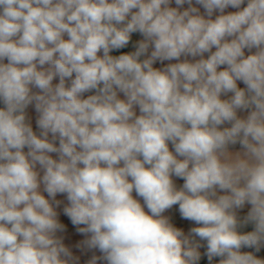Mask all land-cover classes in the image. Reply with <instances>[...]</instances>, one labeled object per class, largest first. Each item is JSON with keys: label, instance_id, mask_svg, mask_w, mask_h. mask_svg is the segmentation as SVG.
Wrapping results in <instances>:
<instances>
[{"label": "clouds", "instance_id": "1", "mask_svg": "<svg viewBox=\"0 0 264 264\" xmlns=\"http://www.w3.org/2000/svg\"><path fill=\"white\" fill-rule=\"evenodd\" d=\"M0 104V264H79L58 195L87 264H264V0H0Z\"/></svg>", "mask_w": 264, "mask_h": 264}, {"label": "crops", "instance_id": "2", "mask_svg": "<svg viewBox=\"0 0 264 264\" xmlns=\"http://www.w3.org/2000/svg\"><path fill=\"white\" fill-rule=\"evenodd\" d=\"M184 7L186 8V7H188V5H184ZM197 7H199V6H197ZM226 11H235V9L230 8V9H227ZM201 12L203 13L202 8H201ZM65 38H67V37H65ZM140 39H142V37L138 33L133 34L132 41L130 42V44L125 49H122L119 51H113L111 54L112 55H119L121 52L134 51V45ZM214 50L215 49H213V51ZM253 51H255V50H253ZM246 54H248L247 51H246ZM207 56H208V53H205L204 58H207ZM189 59H191V58H189ZM196 59H199V57H197ZM4 62L6 63V60ZM175 62H177V61H175V60L165 61L164 64H160L159 62H157L154 65V67H158V68L164 67L168 63H175ZM53 83L54 84L58 83V79L54 80ZM241 86H243V85H241ZM33 91H38V90L33 89ZM121 98H123V97H121ZM222 98H227V97H222ZM0 107H3V105L0 104ZM137 114H139L138 109H137ZM38 115L39 114L36 112L34 105H30L26 109V119L32 125L33 130L36 131L37 133L39 132V129L36 126V120L38 119ZM169 149H170V151L173 150L171 143H169ZM234 150H239V145H236ZM25 151H27V149H25ZM53 155L55 158V154H53ZM121 166H122V164H121ZM42 174L43 173H41V175ZM173 182L176 185L177 189L181 188L183 186V183H184V181L182 179L176 178V177H173ZM42 187L43 186H41V190H42ZM45 195H46V193H45ZM133 197L135 199H137L143 206V199L136 196L135 191H133ZM57 199L62 201L60 207L57 209V212H58V219L64 225V231L57 233V235L62 238L65 246L68 247L72 251L73 255L79 258V264H87V261L90 260L93 255L99 256L101 254L98 251H89L87 249L81 250V249L77 248V245L82 244V241L84 239H86V237L81 235L77 231V227L73 226L71 224L70 219L63 214V208L68 204L66 196L65 195H58ZM248 207H250V206H248ZM145 211H147V209H145ZM244 212H247V207L245 208ZM163 215L169 219V222L172 223L173 226L179 227L186 234L190 231V229L192 227L197 226L193 221L186 220V219H183L181 217V214L179 211V205H174L171 209L167 210ZM241 215H243V214H241ZM79 227H83V225H81ZM251 227L252 226L249 225L244 230L245 231L251 230ZM204 251H205V249L202 248L201 249L202 254ZM101 264H102V262H101ZM201 264H207V258L206 257L202 256ZM213 264H217V261L214 260Z\"/></svg>", "mask_w": 264, "mask_h": 264}, {"label": "trees", "instance_id": "3", "mask_svg": "<svg viewBox=\"0 0 264 264\" xmlns=\"http://www.w3.org/2000/svg\"><path fill=\"white\" fill-rule=\"evenodd\" d=\"M171 6L175 7V4L173 3V5H171ZM6 63H7V60H6ZM91 94H93V93H85V98ZM242 214H246V212H243ZM242 251H251V250L250 249H242ZM257 255H258V258H264V249H262L261 252L258 253Z\"/></svg>", "mask_w": 264, "mask_h": 264}, {"label": "built area", "instance_id": "4", "mask_svg": "<svg viewBox=\"0 0 264 264\" xmlns=\"http://www.w3.org/2000/svg\"><path fill=\"white\" fill-rule=\"evenodd\" d=\"M224 126H230V125H224Z\"/></svg>", "mask_w": 264, "mask_h": 264}]
</instances>
